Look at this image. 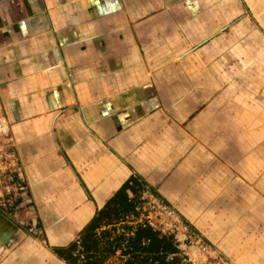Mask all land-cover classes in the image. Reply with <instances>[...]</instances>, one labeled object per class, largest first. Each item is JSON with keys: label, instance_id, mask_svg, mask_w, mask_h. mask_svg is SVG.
Instances as JSON below:
<instances>
[{"label": "crops", "instance_id": "crops-1", "mask_svg": "<svg viewBox=\"0 0 264 264\" xmlns=\"http://www.w3.org/2000/svg\"><path fill=\"white\" fill-rule=\"evenodd\" d=\"M0 127V264H66L135 175L264 264V0H0Z\"/></svg>", "mask_w": 264, "mask_h": 264}, {"label": "trees", "instance_id": "trees-1", "mask_svg": "<svg viewBox=\"0 0 264 264\" xmlns=\"http://www.w3.org/2000/svg\"><path fill=\"white\" fill-rule=\"evenodd\" d=\"M145 190L156 194L142 177L132 176L75 240L49 248L66 264H191L175 234L162 232L142 217Z\"/></svg>", "mask_w": 264, "mask_h": 264}, {"label": "rangeland", "instance_id": "rangeland-1", "mask_svg": "<svg viewBox=\"0 0 264 264\" xmlns=\"http://www.w3.org/2000/svg\"><path fill=\"white\" fill-rule=\"evenodd\" d=\"M3 175H6V173ZM0 180L4 181V178H0ZM0 185L5 184L3 182V184ZM10 195L7 194L5 196H0V211L6 212L7 215L11 212L13 213V210L10 211L6 208V206H9L11 203H6L5 206L3 205L2 200L4 201L9 199ZM142 198L145 200L143 205L145 216L143 215L142 217L149 220V222L154 227L161 230L162 232L175 234L176 238H178L177 240L181 244V248L188 255L191 264H225L226 260L221 255H219L218 252L211 249L208 250V244H206L204 240L193 233V231L188 229L189 226L184 224L180 216H178L170 206L158 198L156 194L149 190H145L142 193ZM9 216H11V214H9ZM26 227L28 229L30 228L29 226ZM181 231H185L189 237H179ZM33 234L43 238L42 234L40 233L39 226ZM43 243L46 244L45 241ZM190 247L192 249L195 247L194 249H196L200 254L199 257L196 255L193 257L191 256V253L193 252Z\"/></svg>", "mask_w": 264, "mask_h": 264}, {"label": "water", "instance_id": "water-1", "mask_svg": "<svg viewBox=\"0 0 264 264\" xmlns=\"http://www.w3.org/2000/svg\"><path fill=\"white\" fill-rule=\"evenodd\" d=\"M2 127H0V130H1Z\"/></svg>", "mask_w": 264, "mask_h": 264}]
</instances>
